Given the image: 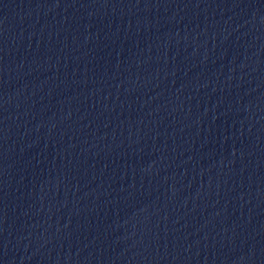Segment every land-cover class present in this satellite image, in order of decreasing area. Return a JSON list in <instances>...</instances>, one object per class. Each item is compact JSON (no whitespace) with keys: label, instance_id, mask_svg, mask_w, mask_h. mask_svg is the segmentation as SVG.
Segmentation results:
<instances>
[{"label":"water","instance_id":"95a60500","mask_svg":"<svg viewBox=\"0 0 264 264\" xmlns=\"http://www.w3.org/2000/svg\"><path fill=\"white\" fill-rule=\"evenodd\" d=\"M0 264H264V0H0Z\"/></svg>","mask_w":264,"mask_h":264}]
</instances>
